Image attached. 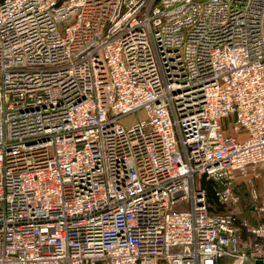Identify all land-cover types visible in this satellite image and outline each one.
I'll list each match as a JSON object with an SVG mask.
<instances>
[{
  "label": "built area",
  "instance_id": "built-area-1",
  "mask_svg": "<svg viewBox=\"0 0 264 264\" xmlns=\"http://www.w3.org/2000/svg\"><path fill=\"white\" fill-rule=\"evenodd\" d=\"M263 169L264 0L0 1V264H264Z\"/></svg>",
  "mask_w": 264,
  "mask_h": 264
},
{
  "label": "rangeland",
  "instance_id": "rangeland-1",
  "mask_svg": "<svg viewBox=\"0 0 264 264\" xmlns=\"http://www.w3.org/2000/svg\"><path fill=\"white\" fill-rule=\"evenodd\" d=\"M144 117V113L143 111H139L137 113L131 114L129 115L127 118H125L122 122L125 124V126H130L131 124L137 122L139 119ZM258 182V186L260 189H264V169L260 171L259 173V177L256 178ZM220 184V188L223 186L224 183H219ZM202 187L203 184H202ZM219 188V189H220ZM249 192H247L245 195H243V199L241 197V200L239 201L238 204L235 205H227V208L233 212H235L240 219H244V216L246 215V212L249 210V205L247 204L248 200L247 197L250 198V195L248 194Z\"/></svg>",
  "mask_w": 264,
  "mask_h": 264
},
{
  "label": "trees",
  "instance_id": "trees-1",
  "mask_svg": "<svg viewBox=\"0 0 264 264\" xmlns=\"http://www.w3.org/2000/svg\"><path fill=\"white\" fill-rule=\"evenodd\" d=\"M0 1H2V0H0ZM219 183L220 182L207 180L205 177L202 178V184H203L204 188L206 189L208 202H209L210 210L212 213L231 211L227 208L228 204H222L219 200V197L217 196V190L220 188ZM241 197L243 199L244 196H241ZM247 200H248L247 204H249L250 200L248 197H247Z\"/></svg>",
  "mask_w": 264,
  "mask_h": 264
},
{
  "label": "crops",
  "instance_id": "crops-1",
  "mask_svg": "<svg viewBox=\"0 0 264 264\" xmlns=\"http://www.w3.org/2000/svg\"><path fill=\"white\" fill-rule=\"evenodd\" d=\"M258 182H259V180L256 183L257 186H258ZM236 188H237V191H239L241 196H243V195H245V193L249 192V186L242 179L238 180V182L236 184ZM258 188H259V186H258ZM244 217L252 219V215L248 211L246 212V215Z\"/></svg>",
  "mask_w": 264,
  "mask_h": 264
}]
</instances>
